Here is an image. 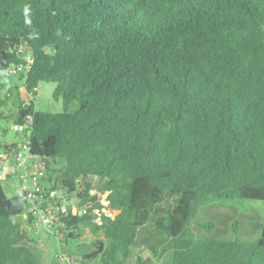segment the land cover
Returning a JSON list of instances; mask_svg holds the SVG:
<instances>
[{"label": "trees", "instance_id": "16d2710c", "mask_svg": "<svg viewBox=\"0 0 264 264\" xmlns=\"http://www.w3.org/2000/svg\"><path fill=\"white\" fill-rule=\"evenodd\" d=\"M11 70L62 105L21 103L14 126L48 187L87 206L64 242L102 232L85 261L125 264L148 229L161 264H264V224L243 241L188 232L206 197L264 202V0H0V78ZM25 208L0 183V264H50Z\"/></svg>", "mask_w": 264, "mask_h": 264}, {"label": "rangeland", "instance_id": "374dc122", "mask_svg": "<svg viewBox=\"0 0 264 264\" xmlns=\"http://www.w3.org/2000/svg\"><path fill=\"white\" fill-rule=\"evenodd\" d=\"M54 85L51 83L39 84L35 95L29 96L23 88V80L17 74L0 78V143L5 145L18 143L22 133L14 129V121L17 117L18 108L21 103L27 104L32 101L34 109L42 112L59 113L62 105L52 98ZM59 164V162H58ZM10 192V189H7ZM75 196H68L69 203L75 202ZM191 224L188 232L194 238L214 239H254L259 235L264 224V202L251 200H220L212 197L202 199L196 211L190 218ZM211 221L215 228L211 232H205L197 227V222ZM233 225H237L238 231L234 234L231 231ZM25 230L29 238L45 243L49 247L50 264H99V261L88 263L84 257L89 252L91 243L95 239H101L102 232L93 234L87 227H80L76 232L79 238L64 242L66 234L61 236L59 248L55 240L47 234L42 227L34 228L26 226ZM157 239L151 236L148 229H141L139 235L131 248V254L125 264H138L137 258H149V264H161L167 252L155 255L150 250L153 246L158 253L161 248L156 246ZM60 252L66 257L65 260L58 259L56 253Z\"/></svg>", "mask_w": 264, "mask_h": 264}, {"label": "built area", "instance_id": "2783aa9c", "mask_svg": "<svg viewBox=\"0 0 264 264\" xmlns=\"http://www.w3.org/2000/svg\"><path fill=\"white\" fill-rule=\"evenodd\" d=\"M29 62V60H27ZM12 74L15 70H11ZM15 130L22 133L20 142L13 146L6 145L0 152V183L11 194H19L26 203L25 211L19 215L23 227H42L49 234L59 248L61 243L62 222L68 217L69 211L81 216L86 213V205L79 202L67 201L69 195L65 190H55L46 184L47 176L44 164L33 163L29 154V129L26 125L15 126ZM101 205L106 204L100 201ZM95 216H100L101 211L95 210ZM56 257L67 260L59 251Z\"/></svg>", "mask_w": 264, "mask_h": 264}]
</instances>
